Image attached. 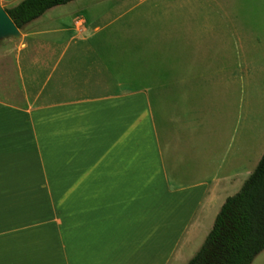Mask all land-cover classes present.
Returning a JSON list of instances; mask_svg holds the SVG:
<instances>
[{
    "label": "crops",
    "instance_id": "1",
    "mask_svg": "<svg viewBox=\"0 0 264 264\" xmlns=\"http://www.w3.org/2000/svg\"><path fill=\"white\" fill-rule=\"evenodd\" d=\"M87 9L35 23L48 10L18 43L0 41V264L189 263L197 253H184L206 227L202 218L242 175L232 161L214 184L170 182L153 100L201 93L195 63L182 56L198 30L164 11L154 39L141 33L145 45L121 42L138 34L133 28L90 43L106 29L90 31ZM173 39L181 53L174 63ZM143 51L163 57L146 61ZM19 196L43 204L20 217Z\"/></svg>",
    "mask_w": 264,
    "mask_h": 264
},
{
    "label": "rangeland",
    "instance_id": "2",
    "mask_svg": "<svg viewBox=\"0 0 264 264\" xmlns=\"http://www.w3.org/2000/svg\"><path fill=\"white\" fill-rule=\"evenodd\" d=\"M85 7H88L85 15L90 31L106 29L90 43L101 41L111 30L133 28L140 35L128 36L121 42L145 45L141 33L150 30L147 42L148 38L154 39L153 31L162 26L157 15L164 11H171L173 16L182 14L186 28L198 30L199 36H188L189 49L182 56L188 63H195L194 75L200 78L201 93L153 100L170 182L177 186L198 182L214 184L232 161L242 175L214 203L210 217L202 218L206 227L196 240L189 242L184 253L189 260L204 244L227 197L240 191L264 154V0H78L70 6L50 10L35 23L52 26L53 17ZM171 27L178 28L174 22ZM20 40L12 39L11 43ZM166 46L168 60L179 62L177 40ZM139 56H144L146 61L149 58L157 61L163 53L144 52ZM180 142L193 143L195 147L182 150ZM183 156L189 160L180 161ZM201 158L206 162H201ZM179 168L181 180L176 179ZM17 198L14 209L20 217L35 214V206L43 204L40 196ZM43 199L47 204V197ZM187 262L173 260L172 264ZM253 263L264 264V253Z\"/></svg>",
    "mask_w": 264,
    "mask_h": 264
},
{
    "label": "trees",
    "instance_id": "3",
    "mask_svg": "<svg viewBox=\"0 0 264 264\" xmlns=\"http://www.w3.org/2000/svg\"><path fill=\"white\" fill-rule=\"evenodd\" d=\"M75 0H23L6 9L17 27ZM264 251V154L235 195L228 197L204 244L188 264H252Z\"/></svg>",
    "mask_w": 264,
    "mask_h": 264
},
{
    "label": "water",
    "instance_id": "4",
    "mask_svg": "<svg viewBox=\"0 0 264 264\" xmlns=\"http://www.w3.org/2000/svg\"><path fill=\"white\" fill-rule=\"evenodd\" d=\"M22 38V32L13 19L7 13L5 7L0 4V41Z\"/></svg>",
    "mask_w": 264,
    "mask_h": 264
}]
</instances>
